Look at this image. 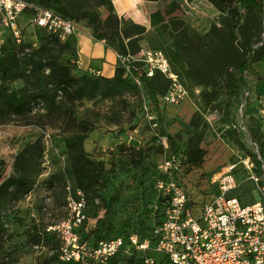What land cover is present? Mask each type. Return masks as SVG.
<instances>
[{"label": "rangeland", "instance_id": "rangeland-1", "mask_svg": "<svg viewBox=\"0 0 264 264\" xmlns=\"http://www.w3.org/2000/svg\"><path fill=\"white\" fill-rule=\"evenodd\" d=\"M36 1L51 6L49 0ZM58 1L69 8V12L60 11L71 15L75 27L80 18L87 26L84 11H88L97 19L100 34L135 31L127 20L109 16V0ZM151 5V13L159 15L150 19L147 29L144 27L138 46L130 47V54L139 58L141 48L166 54L172 72L187 92L173 105L162 99L167 83L159 77L148 80L155 101L141 82L130 76L125 86L100 81L98 89L70 100L56 90L54 77L42 66L52 58L70 63L62 44L31 26L29 13L18 17L19 40L0 26L1 59L5 64L0 85V160L4 161L0 178L14 174V158L24 147L38 142L41 149L40 157L28 167L32 188L3 211L7 221L6 231L0 236V264H55L52 250L57 245L56 237H44L35 246L30 236L66 217L63 188L72 183V178L64 139L82 119L92 128L84 140V150L108 170V183L92 205L103 211V204L111 196L118 197L111 210L102 212L101 224L102 229L109 227L117 233L130 231L140 221L152 223L150 209L158 193L155 179L164 158L159 141L153 140L155 129H162L180 150L204 149L200 163L183 170L188 197L198 203L213 195L211 177L223 166L257 153L264 160V121L257 123L245 109L242 111L246 100L254 106L264 103V23L251 40L258 51L257 59L245 70L244 85L235 97L230 78L246 51L226 14L208 0H157ZM119 65L123 66L121 59ZM68 68L71 74H79L73 66ZM41 86L55 93L53 106L34 102L21 115L8 109V103L36 94ZM140 149H146L147 158L138 165ZM237 177L240 184L233 194L243 204L262 198L246 171L241 168Z\"/></svg>", "mask_w": 264, "mask_h": 264}, {"label": "built area", "instance_id": "built-area-1", "mask_svg": "<svg viewBox=\"0 0 264 264\" xmlns=\"http://www.w3.org/2000/svg\"><path fill=\"white\" fill-rule=\"evenodd\" d=\"M29 13L31 26L65 40L73 35L75 23L50 9L28 0H0V26L8 28L19 40L18 17ZM139 58L119 56L125 75L130 66L147 78L156 73L168 80L162 97L167 104H177L186 96V89L171 70L169 61L159 49L141 48ZM139 82L138 78H134ZM258 114L264 118V105ZM164 158L158 165L161 177L156 181L157 192L164 198L165 207L161 221L155 225L151 236L131 234L126 239L118 237L99 241L90 248L79 241L75 231L86 219L85 204L79 190L67 188L65 197L66 217L47 227L61 242L60 258L63 261L91 259L106 262L127 242L134 250L164 256L170 264H264V160L246 155L238 163H229L211 177L216 194L202 205L198 214L188 209L189 197L175 174L181 168L177 155L169 154L168 143L160 138ZM255 161L258 164H255ZM248 173V179L257 187L262 198L243 204L233 193L239 187L237 173ZM260 170V174L258 173ZM144 264H155L153 257H146Z\"/></svg>", "mask_w": 264, "mask_h": 264}, {"label": "trees", "instance_id": "trees-1", "mask_svg": "<svg viewBox=\"0 0 264 264\" xmlns=\"http://www.w3.org/2000/svg\"><path fill=\"white\" fill-rule=\"evenodd\" d=\"M28 1L44 8L50 9L51 11L65 19L74 21L70 14L64 15L61 13L60 9L69 12V8L62 5L58 0H49L51 6L43 5L36 0ZM145 1L155 2L157 0ZM208 1L216 8L217 11L226 14V17L229 20L232 29L240 38H242L241 46L246 51V56L238 63L232 77L230 78L231 91L234 96L237 97L240 88L244 85L243 74L245 70L250 66L251 63H253L257 59L256 55L258 51L251 46V40L255 34V30L261 27L264 23V20H262V17L264 16V0ZM84 14L88 18L87 27L91 30L92 37L96 40H104L105 44L108 47L112 48L120 56L123 57L131 53L130 47L138 46L140 35L145 30L141 25L130 23L131 27L135 29L134 33L132 34H126L125 31L127 29H124L122 31L115 30L108 34H100L97 31V19L88 11H84ZM155 15H159V12L151 13L149 15V22L150 19H152ZM109 16L113 17L115 20H122L115 14L111 0H109ZM82 20L84 19L80 18L76 22H80ZM37 29L45 32L47 37L51 41L55 43H61L64 47V55L69 57V64L62 63L60 61H57L55 58H52L46 61L42 66L47 67L49 73L54 77L56 90L65 93L70 100H74L75 98L79 99L85 92L89 93L93 90L98 89L100 81L107 82L115 87L125 86L128 84V75H125V69L123 66L117 65L111 77H104L90 71L89 69L82 68L78 63L76 50L70 43V38L72 35L67 37L65 40H60L56 35L47 33L44 29ZM115 40L117 41V44L114 43ZM1 57L2 51L0 47V85L2 83V79H4L5 72V64ZM69 66H73L76 71L79 72V74H71L69 72ZM135 68V65L130 66L129 76L132 78H138L148 96L151 97L153 101H155V92L148 80H154L159 77L166 81L167 86L168 80L158 73H156L151 78H147L143 75V73L137 71ZM55 97V93L50 94L45 87L41 86L36 94L18 97V99H15L13 102L8 103L7 106L8 109L13 113L21 115L28 111L31 108V104L34 102L42 101L46 104V106H53L55 103ZM263 105L264 103L254 106L253 104H251L249 99L246 100L243 104L242 111H244L245 109L246 114H248L252 118H256L257 123H262L264 121V118H262L258 114V111ZM90 130H92V128L89 127L88 121L82 119L78 122L75 131L64 139V147L70 164L72 183L64 185L63 204L65 205L67 188H69L72 192L79 190L82 194L81 197L84 200L85 204L84 212L86 215V219L75 230L79 236V241L81 243H86L88 247L93 248L101 240H109L118 237L126 239L131 234H137L140 237L151 236L153 228L161 221L165 207L164 198L159 193H157L155 204L150 209L152 223L148 224L140 221L136 223L135 226L131 227V230L127 232H113V230L109 227L102 229V212L105 213L106 211L111 210L112 206L118 201V197L115 195L111 196L103 204V211L102 209L100 210V208L92 205V202L99 198V191L105 188L109 179L108 170L104 168L103 162L90 159L86 151L84 150L83 143L87 138L88 132ZM154 133L155 135L153 137V140L158 141L160 138H164L168 143L169 154L177 155V157L180 159L181 168L175 174V178L185 187V183L183 180V170L184 168H187L189 166L199 164L203 156L205 155L204 149L189 148L186 151L180 150L172 141L171 137L166 135V133L162 129H155ZM39 146V143L35 142L24 147L14 158V174L0 178V236H2L6 231L4 225L7 220L3 218V211L11 202L16 201L19 197L28 193L33 186V178L28 167L33 162L37 161V159L40 157L41 149L39 148ZM146 158V149H140L138 151V165H141ZM3 164L4 161L0 160V166H2ZM160 177L161 175L159 173L155 180L157 181V179H159ZM185 190L187 192L186 188ZM215 194L216 188L213 195L205 201H200L198 203L197 201L189 199L187 204L188 209L194 215L198 214L202 205L208 202ZM89 220H93V223L89 224ZM125 227H128V225H125ZM45 230L46 231L43 232H40L39 230L35 231L34 233H32L30 238L32 239V243L35 246H38L40 245L44 237L47 238L49 235H54L56 237L57 245L52 250L55 264H144V259L146 257H153L155 260V264H170L168 260L164 258V256L152 252H138L134 250L133 247H130L127 242H125L121 249L114 256L110 257L106 262H99L91 259L80 261H63L60 258L59 250L61 247V242L59 238L54 232L48 231L47 228Z\"/></svg>", "mask_w": 264, "mask_h": 264}, {"label": "crops", "instance_id": "crops-1", "mask_svg": "<svg viewBox=\"0 0 264 264\" xmlns=\"http://www.w3.org/2000/svg\"><path fill=\"white\" fill-rule=\"evenodd\" d=\"M115 14L120 19L127 20L145 27L149 26V15L154 2L145 0H111ZM23 15V14H22ZM75 48L78 63L82 68L89 69L104 77H111L115 67L119 65V54L108 47L104 40H96L91 30L78 22L70 38Z\"/></svg>", "mask_w": 264, "mask_h": 264}]
</instances>
